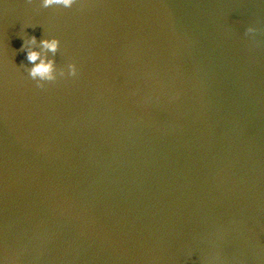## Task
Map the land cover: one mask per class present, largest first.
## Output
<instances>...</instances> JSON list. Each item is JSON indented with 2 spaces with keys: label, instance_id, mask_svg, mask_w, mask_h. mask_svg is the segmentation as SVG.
<instances>
[{
  "label": "water",
  "instance_id": "obj_1",
  "mask_svg": "<svg viewBox=\"0 0 264 264\" xmlns=\"http://www.w3.org/2000/svg\"><path fill=\"white\" fill-rule=\"evenodd\" d=\"M0 261L264 264V0H0Z\"/></svg>",
  "mask_w": 264,
  "mask_h": 264
},
{
  "label": "clouds",
  "instance_id": "obj_2",
  "mask_svg": "<svg viewBox=\"0 0 264 264\" xmlns=\"http://www.w3.org/2000/svg\"><path fill=\"white\" fill-rule=\"evenodd\" d=\"M75 0H39V6L42 8L62 7L71 8ZM245 34L255 32V28L249 25L245 28ZM36 44L35 37H28L24 40L22 48L25 58L28 61L26 67L27 75L37 84L41 82L54 81L58 76H72L76 72V67L72 63H67L63 68H58L54 60L47 56L46 53H57L60 48V41L55 36H47L39 41V49L33 47ZM0 264H3L0 261Z\"/></svg>",
  "mask_w": 264,
  "mask_h": 264
}]
</instances>
